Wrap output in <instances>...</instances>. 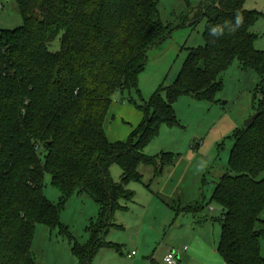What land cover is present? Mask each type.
I'll list each match as a JSON object with an SVG mask.
<instances>
[{
	"label": "trees",
	"instance_id": "1",
	"mask_svg": "<svg viewBox=\"0 0 264 264\" xmlns=\"http://www.w3.org/2000/svg\"><path fill=\"white\" fill-rule=\"evenodd\" d=\"M16 1L25 23L0 29V264H36L38 223L75 240L61 211L77 193L100 206L89 240L73 241L79 264H91L101 248L114 247L105 237L115 213L125 209L122 201L135 198L128 185L142 181L140 166L153 167L156 178L175 162L171 152L147 155L146 145L161 126L179 123L174 104L182 95L215 102L223 73L235 60L261 77L258 116L252 126L235 131L228 172L212 193L222 207L218 251L227 264H264V50L257 49L260 35L253 30L264 12L247 9V0H204L194 18V24L206 19L204 45L189 50L174 82L149 101L141 99L144 117L129 138L111 141L105 120L114 95L139 91L150 50L173 32L161 19L158 1ZM60 34L61 48L50 50ZM113 164L123 170L120 182L111 175ZM46 172L61 191L58 204L44 193ZM168 205L177 214L193 213L196 224L206 219L199 217L202 201Z\"/></svg>",
	"mask_w": 264,
	"mask_h": 264
},
{
	"label": "rangeland",
	"instance_id": "2",
	"mask_svg": "<svg viewBox=\"0 0 264 264\" xmlns=\"http://www.w3.org/2000/svg\"><path fill=\"white\" fill-rule=\"evenodd\" d=\"M157 1L163 23L171 26L173 32L150 50L148 64L139 75V91L126 90L124 94L118 91L114 95L105 120L111 141L129 138L144 117V111L138 106L141 99L149 101L159 88L174 82L189 50L205 43L206 19L201 18L194 24L204 0ZM245 7L264 12V0H247ZM24 23L17 1L1 0L0 29H15ZM253 30L260 35L257 49L264 50V18ZM61 39L62 34L49 44V49L58 51ZM260 82L259 73L242 68L235 60L223 73V89L215 102L198 100L190 95L177 99L174 109L179 123L161 126L157 136L144 149L147 155L155 157L171 152L174 164L156 178L153 167L140 166L142 181L128 185L135 198L122 201L125 209L115 213L112 219L115 225L105 237L114 247L101 248L91 264H166L167 253L185 251L184 248L186 252L196 253L197 250L201 254L193 264H227L218 251L222 207L212 200V193L215 183L228 172L235 131L243 128L246 120L255 114ZM162 96L167 99L166 91L163 90ZM122 174V168L113 164V179L120 182ZM45 175L44 193L51 202L58 204L61 191L53 184L52 175L49 172ZM197 201L206 205L199 217L204 214L208 218L204 223L205 231H201L205 235L201 236L189 232L193 228L199 229L193 213L177 214L168 205L185 207ZM99 217V204L86 193H77L67 199L61 211L62 223L75 238L73 241L81 244L89 240L88 229ZM73 241L60 228L38 223L32 242L36 264H79L72 250ZM190 241L193 243L189 244ZM133 250L136 254L130 255ZM262 250L264 256V239Z\"/></svg>",
	"mask_w": 264,
	"mask_h": 264
},
{
	"label": "crops",
	"instance_id": "3",
	"mask_svg": "<svg viewBox=\"0 0 264 264\" xmlns=\"http://www.w3.org/2000/svg\"><path fill=\"white\" fill-rule=\"evenodd\" d=\"M256 9V8H255ZM258 23V22H257ZM256 23V24H257ZM255 24V25H256ZM254 25V26H255ZM257 43V42H256ZM202 218H206L204 214L201 215ZM208 221V218L205 219V221H203L201 224H196V227H199V229L197 230V228H193V230H189V232L193 233L194 235H199L201 236L202 234H204V232H201V231H205V225L204 223H206ZM196 223V222H195ZM175 224V222L173 223ZM195 227V226H194ZM171 228H173V225L171 226ZM179 233L181 234H184L182 233L180 230H178ZM189 244L193 243L192 241L188 242ZM195 244V243H194ZM196 249V248H195ZM185 251H176V252H171V254H174L175 257L178 259V262L179 264H193V262L197 259H199V257H201V254H198L199 252H197L196 250V253H191L190 251L189 252H186V249L184 248ZM135 251V250H133ZM132 251V252H133ZM186 252V253H185ZM170 253H167L165 255V257L167 255H169ZM262 254H263V250H262ZM132 255V254H130Z\"/></svg>",
	"mask_w": 264,
	"mask_h": 264
},
{
	"label": "built area",
	"instance_id": "4",
	"mask_svg": "<svg viewBox=\"0 0 264 264\" xmlns=\"http://www.w3.org/2000/svg\"><path fill=\"white\" fill-rule=\"evenodd\" d=\"M136 251L132 252V255H135ZM166 264H179L178 259L175 257L174 254H169L164 258Z\"/></svg>",
	"mask_w": 264,
	"mask_h": 264
},
{
	"label": "water",
	"instance_id": "5",
	"mask_svg": "<svg viewBox=\"0 0 264 264\" xmlns=\"http://www.w3.org/2000/svg\"><path fill=\"white\" fill-rule=\"evenodd\" d=\"M258 116V113H255L253 116H251L249 119L246 120L245 126L250 127L255 122L256 117Z\"/></svg>",
	"mask_w": 264,
	"mask_h": 264
},
{
	"label": "clouds",
	"instance_id": "6",
	"mask_svg": "<svg viewBox=\"0 0 264 264\" xmlns=\"http://www.w3.org/2000/svg\"><path fill=\"white\" fill-rule=\"evenodd\" d=\"M211 33H212L213 35H218V33H217V29H216V28H213V29L211 30Z\"/></svg>",
	"mask_w": 264,
	"mask_h": 264
}]
</instances>
